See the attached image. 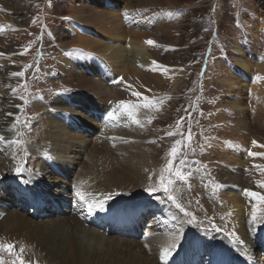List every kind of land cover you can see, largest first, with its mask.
I'll use <instances>...</instances> for the list:
<instances>
[{
  "label": "bare ground",
  "instance_id": "bare-ground-1",
  "mask_svg": "<svg viewBox=\"0 0 264 264\" xmlns=\"http://www.w3.org/2000/svg\"><path fill=\"white\" fill-rule=\"evenodd\" d=\"M124 1L122 3L128 11L127 16H131L125 19L104 8L100 0L94 3L87 0L89 4L77 9L79 17H71L73 23L79 26L78 34L81 32L82 36H77L75 31L70 37L72 40L76 39L78 45L75 46L79 47L83 55H78V59H70L72 62L78 60L83 68L78 64L82 68L78 71L77 63L72 64L69 59L61 57L56 59L57 62L55 60L56 70L49 80L56 79L59 87L65 86L73 90L65 95L73 107L70 106V109L67 106L66 111L63 109L66 101L63 102L54 95L45 101L47 105L39 113L37 126L33 127L36 130L30 135L28 168L18 178H15L17 175L14 169L23 161L21 148L0 144V175L8 176L9 183L12 180L21 183L20 186L26 189L27 204L42 202L44 205L41 209L35 206H16V200L11 199L6 187L0 186V240L14 243L17 247L23 244L26 249L24 258L36 263L163 264L160 251L171 243L173 236L179 235V242L168 264H202L206 260L207 264H264V256L255 249L258 244L264 246V224L260 225L263 228L260 233L256 232L258 225L249 224L253 206L257 209L258 206L250 201V207L243 204L238 190L243 187L240 177L250 176L253 171L260 170L254 167L255 164L252 165L256 162L244 156L245 147L242 142H238L240 146L233 153L236 155L235 159L228 163L236 166L240 161L245 169L235 167L237 171L232 176L220 180V185L214 186L221 188L219 195L232 200L233 213L229 226L233 230L230 233L225 230L230 235L217 233L211 237L206 236L196 223L186 222L190 217H184L167 199L168 194L163 190H158L153 196L144 191L149 183L157 185L162 169L165 168L162 161H157L155 157L160 152L156 150L152 153L151 150L144 149L145 145L152 142L147 140L146 128L152 117L148 110L141 109L140 124H134L121 114L117 104L122 99L134 97L131 95L132 91L125 89L130 83L139 82L151 89L165 83L164 71L155 74L161 72L158 70L161 68L153 65L152 61L159 65L162 63L161 53L168 51V48L163 47L172 30L169 27L171 24H168L170 19L166 8L172 5L171 0ZM131 2L137 4L136 12L128 10L127 6ZM151 6L157 7L153 9ZM128 19L131 20L130 25H127ZM4 20L10 28L3 25L5 31L0 33V53L3 54L9 51V47H4L5 34L15 28L5 17ZM90 29L98 33L94 31L96 39L88 36ZM101 35L112 40L113 44L100 40ZM127 38L128 44L121 45L122 40ZM149 39L155 42L154 46L145 43ZM58 53L62 56L66 52L60 50ZM237 54L241 55L239 50ZM7 59L6 57L5 60ZM41 59H44V55ZM236 60L235 66L243 76L228 73L225 78L222 77V86L229 91L230 100L225 99L227 113L236 119L234 128L261 137V130H264V81L246 84L245 80L255 67L251 65L250 59H244L243 56ZM12 62L8 60V64ZM26 66L22 71H25ZM12 68L9 65L10 73L6 75L9 78L14 72ZM258 68L264 69V66ZM261 71L263 76L264 71ZM114 74L120 82L118 86L109 87ZM67 75L70 79L66 78ZM3 81L4 89L8 87L9 90L12 79ZM248 89L251 96L248 97V104H245L247 97L244 98V95ZM11 104L0 101V135L9 138L13 137V132L9 131L11 116L6 113H13ZM52 108H57L60 112L53 114ZM114 111L118 118L109 120L108 113ZM65 113L70 118L64 117ZM250 124L254 125L249 126ZM228 143L235 145L232 141ZM238 143L236 144L239 145ZM255 151L257 154L261 151L263 153L264 148H255L253 152ZM263 167L262 164L261 168ZM224 172L221 173L223 177L226 173ZM164 175L167 178V173ZM149 176H152L151 181ZM24 180L31 182L24 184ZM56 181L59 184H54ZM172 188L171 195L179 203L185 196L189 197L182 183L178 182ZM77 189L83 193H93L97 197L110 193L120 195L113 197L104 212L88 215L85 209L76 206ZM65 200H73L71 209ZM52 204L59 206V210L49 209ZM188 205L192 210L193 204ZM183 207L188 211V207ZM245 209L248 215L244 214ZM35 212L40 217L31 216ZM132 213L134 217L131 216ZM85 215L90 216L94 224L88 222ZM146 221L149 222L148 226L142 227ZM128 223L135 224L138 230L129 229ZM117 226L123 228L118 229ZM200 226L202 230L209 228L208 225ZM232 233H235L238 242H233ZM245 250L248 255H242ZM3 255L4 259H10L6 253Z\"/></svg>",
  "mask_w": 264,
  "mask_h": 264
},
{
  "label": "rangeland",
  "instance_id": "rangeland-1",
  "mask_svg": "<svg viewBox=\"0 0 264 264\" xmlns=\"http://www.w3.org/2000/svg\"><path fill=\"white\" fill-rule=\"evenodd\" d=\"M95 1L92 0V3ZM100 1L103 2L104 8L119 14L120 17L125 19L124 14L128 11L125 10L122 0ZM170 3L172 6L166 8V14L170 19L168 24H171L169 27L172 31L168 36L169 38L167 37L165 40V47H163L168 48V51L164 54L161 53L162 63L159 65L163 67L158 69L161 72L155 73L161 74L164 71L163 69L167 68L168 71L163 73L166 77L165 83L159 87H152L153 89L151 87L147 88L139 82L130 83L129 85L132 87L126 86L125 89L138 90L143 96L154 98L159 105V111L155 109L148 110L152 119L146 127L148 129L147 140L155 142L145 145L144 149L151 150L152 153L156 150L160 152L159 156L155 157L157 161H162L160 162L163 167L167 165L168 153L173 142L184 140L188 136L189 130L191 131V143L182 148L181 155L176 159V164L181 158L186 157L188 160V164L184 165L187 178L180 183L186 187L189 197L188 195L185 196L180 203L190 210L188 203L193 204L192 210L194 211L191 210L190 213L192 212L191 214L196 217V225L199 226L201 232H205L206 236L211 237L217 233L227 235L228 233L225 230H229V233L233 230L229 226L230 216L233 213L232 200L219 195L221 188L218 186L215 188L214 186L220 185V180L232 176L237 171L235 167L245 169V166L240 165V161L236 166L228 163L236 157L234 152L240 146L238 142H242L245 147L244 156L248 160L256 162L252 165L262 166L263 164L264 166V158H261L260 155L254 158L248 156L249 150L253 152L255 148L256 150L258 148L252 146L253 140L259 145H264V130H261L263 136L256 137L250 132L239 131L234 128L236 119L230 117L231 115L227 113L225 99L228 98L229 91L225 86H222V77L225 78L228 73L234 76H243L235 66L237 57L242 56L244 59H250L251 65L255 67L253 73L245 80L246 84L254 83L257 76L264 77V75H261V70L264 71V69L259 70L258 68L264 66V0H171ZM85 4H89L87 0H0V16L3 19L0 20L1 23L3 22L0 25H5L7 29L10 28L4 20L5 17L11 26L18 29L8 31L5 34L4 47H9V51L8 53L4 52V55L0 58V101L12 103L14 115L11 116V124L15 115L20 117L21 123L18 125L17 131L23 134L18 138L23 141V150L20 152H23L21 163H24L25 169L28 168L29 156L28 154L25 156L24 153H30L28 152L31 143L30 135L36 130L33 127L37 126L39 113L47 105L45 101L54 95L61 101H66L64 102L66 107L63 109L67 111V106L71 109L70 106L72 105L69 104L65 95L73 92V90L65 86L64 88L59 87L60 85L56 79L49 80V77L56 70V59L58 60L61 57L70 61L72 58L78 59V55L66 56L64 53L61 56L58 52L60 50L69 52L72 49H79L78 46H75L78 45L76 39L72 40L70 37L79 28L78 25L73 23L71 17H79L77 9ZM127 7H129L130 12H136L138 8L134 2H131ZM152 7L155 9L157 6ZM128 17H131L130 14ZM34 19L35 23H33ZM137 20H140V18H137ZM130 23L131 20L128 19L127 25H130ZM94 31L89 30L88 36L92 39H96ZM80 35L81 32L78 34L77 31V36ZM100 40L113 44L112 40L106 39L103 35L100 36ZM128 42V38L123 39L121 45L126 46ZM170 47L173 49H170ZM26 48L28 51L25 53ZM238 50L241 53L239 56L237 54ZM21 53L25 54L22 55ZM43 55L44 59H41ZM6 57L7 60H5ZM8 60L13 62L8 64ZM40 60H42V64H40ZM30 63L32 65L27 68L23 77L11 76L9 78L6 76L10 73L9 65L13 67L14 72H20ZM71 63L79 64L78 60L71 61ZM79 65L83 68L82 64ZM81 67L78 68V71L82 70ZM59 73L64 75V72L60 71ZM66 78L70 79V76L67 75ZM3 79H12L9 90L8 87L4 89L5 82ZM113 80L119 81L115 74ZM262 80L264 81V79L260 80L261 83ZM20 85H27V91L25 92ZM112 85H109V87H112ZM116 85L118 86V83ZM13 88L17 89L15 93L12 92ZM22 94L29 101L26 105L19 98ZM250 96L248 89L244 95V98L247 97L245 104L250 101L248 99ZM161 100L164 101L163 104H159ZM124 101L130 103L140 102L134 97H129ZM249 105L251 106V103ZM56 111L60 112L57 108H52L51 112L58 114ZM221 115L224 116V119H221ZM63 116L69 117L68 113L63 114ZM26 118H28V128L23 126ZM178 120L181 121L179 129L176 126ZM96 123L99 124V122ZM77 125L75 124V126ZM253 125L250 124L249 126ZM174 131L177 132V135H167L168 132ZM228 141L234 142L235 145L232 146V143L230 144ZM261 148L259 147L260 150ZM258 154H262V151ZM257 161L260 163H257ZM205 166L207 167L205 168ZM223 172L225 173L224 177L221 175ZM0 177L2 176L0 175ZM6 181V177L0 179L2 184ZM257 181H264V174H261L260 171H253L250 176L240 177L243 187L238 190L240 198L244 201L243 204L250 207L251 203L248 205V201L254 202V205L258 206V215L264 216V204L258 203L257 200L245 194V190H250L264 195V189L257 187ZM54 184H59V182L56 181ZM65 202L70 206V209L74 205L73 200H65ZM49 209L59 210V206L52 204ZM244 214L248 215L246 209ZM148 221L143 223L142 227H147ZM201 224L208 225L209 228L202 230ZM260 225L258 224L259 227L256 228V232L262 231L263 228ZM129 228L138 230L133 224ZM216 228L220 231H215ZM255 249L264 256V248L257 246ZM249 252H251V249ZM36 264L44 263L38 262ZM202 264H207V260L203 261Z\"/></svg>",
  "mask_w": 264,
  "mask_h": 264
},
{
  "label": "snow or ice",
  "instance_id": "snow-or-ice-1",
  "mask_svg": "<svg viewBox=\"0 0 264 264\" xmlns=\"http://www.w3.org/2000/svg\"><path fill=\"white\" fill-rule=\"evenodd\" d=\"M125 18H127V13L124 14ZM35 19L33 20V23H35ZM13 31H16L18 29L13 28ZM5 31V27L3 25H0V33ZM43 31V29H42ZM145 43L149 46H154L155 42L151 39L146 40ZM28 51V49H25V53ZM25 53H21L22 55ZM4 55L3 53H0V56ZM66 56H73V55H83L81 50L79 49H72L69 52L65 53ZM152 64L155 65L157 68H161L163 66L158 65L156 61H152ZM31 65L26 66L25 71L27 68H30ZM155 70V69H153ZM165 72L168 71L167 68L163 69ZM25 71H20V72H13L11 75L13 77H23L25 75ZM121 81L123 78H120ZM261 79H264V77L257 76L255 77L254 82L259 81ZM120 81H113V83H119ZM20 87H23L25 92L27 91V85H20ZM129 88L132 86L129 85ZM17 91L16 88L12 89V92L15 93ZM131 95L137 98V101H140L138 103H130L128 101L121 100L117 104V109L121 112L123 116H126L127 119L131 120L132 123L139 125L140 124V119H139V114L140 110H152L155 109L159 111V105L156 103L154 98H150L147 96H143L140 92L138 91H132ZM23 103L26 105L29 103V101L26 99V97L22 94L19 97ZM164 101L161 100L159 104H163ZM8 116H13V113H6ZM109 120H116L117 114L116 112H109L108 117ZM183 119V118H181ZM151 123V120L148 121ZM20 117L19 115H15L14 120L11 124V127L9 129L10 132L14 133V136L9 138L6 137L5 135H0V144L3 145H15L17 147H20L22 149V144L23 141L19 139L18 137H21L23 134L20 131H17L18 125H20ZM181 124V121L178 120L176 122L177 129H179ZM24 128L29 127L28 123V118H26L23 122ZM142 126V125H141ZM183 135L182 133H180ZM168 136H175L177 135V132H168ZM115 139V138H113ZM192 140V135L191 131L189 130L188 136L184 140H176L173 142V145L168 153L169 159L167 162V165L165 166L164 169H162L160 178L157 182V185H153L149 183V185L144 189V191L149 195L153 196L158 190H163L166 194H168L167 199L171 201L174 206L179 209L180 212L183 213L184 217H190L186 222L189 224H195L196 223V218L193 216L190 212L186 211L185 208L182 206L181 203L177 201V199L171 195V192L173 191L172 186L178 182H183L187 178V174L184 171V165L188 164L187 158H181L179 159L178 164H176V159L181 155V151L183 147H186L188 144L191 143ZM153 143L155 141H152ZM252 146L253 147H264V145H259L255 140L252 141ZM25 156H27V153H24ZM257 155H260L262 158H264V153L262 154H257L252 152L251 150L248 151V156L249 157H256ZM26 163V161H25ZM207 166H205L206 168ZM254 167L258 168L261 172V174H264V168H261L259 165H255ZM24 163H18L17 166L14 169V172L16 175H21L25 171ZM164 173H167V178L165 177ZM152 180V176H149V181ZM31 181L30 180H24V184H29ZM257 187L264 189V181H257L256 182ZM245 194L247 196H250L254 198L255 200L258 201L260 204H264V195H261L257 192L250 191V190H245ZM75 195L78 197L77 204L76 206L78 208L85 209L88 213V215H92L94 212H104L106 210V205L113 199L114 196L120 195L119 193H110L103 195L102 197H97L93 193H83L79 189L76 190ZM250 224L252 225H258V224H264V216L258 215V209L256 206H253L252 210V216L249 221ZM255 231V228L252 229ZM179 231V230H178ZM215 231H220V229L216 228ZM231 237L233 238V242L236 243L238 242L235 239V233L231 234ZM179 235H175L171 238V243H169L166 247H164L160 251V260L163 262V264H168V260L171 258L172 253L175 251L177 244L179 242ZM242 243V242H241ZM26 249L23 244L19 245L17 247L16 244L11 243V242H6L3 240H0V264H36L35 261L33 260H26L24 258V253ZM7 254V256L10 258L8 260L4 259L3 254ZM242 255H247V250H245Z\"/></svg>",
  "mask_w": 264,
  "mask_h": 264
}]
</instances>
